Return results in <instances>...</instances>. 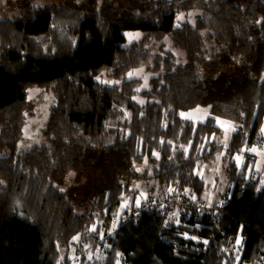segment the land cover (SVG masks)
<instances>
[{
    "label": "trees",
    "instance_id": "1",
    "mask_svg": "<svg viewBox=\"0 0 264 264\" xmlns=\"http://www.w3.org/2000/svg\"><path fill=\"white\" fill-rule=\"evenodd\" d=\"M190 12L194 21L177 24ZM167 38L185 61L164 48ZM34 87L55 94L51 144L19 152ZM198 107L237 124L228 145L214 117H182ZM263 124L264 0H66L0 19V264H72L70 242L135 197L141 177L154 181L146 196L177 181L179 193L206 201L198 167L222 148L231 199L188 229L197 241L161 234V218L144 210L118 229L103 264L118 253L121 264H259L264 189L235 157L254 155L242 132ZM71 172L81 181L77 202L54 183ZM237 235L241 251L229 256Z\"/></svg>",
    "mask_w": 264,
    "mask_h": 264
},
{
    "label": "rangeland",
    "instance_id": "2",
    "mask_svg": "<svg viewBox=\"0 0 264 264\" xmlns=\"http://www.w3.org/2000/svg\"><path fill=\"white\" fill-rule=\"evenodd\" d=\"M66 0H0V19H15L20 17L22 11L26 8H37L43 6H51L62 4ZM197 12H190L187 15L183 14L180 15L178 18V22L180 25L185 21H194L195 15ZM139 37V36H138ZM132 41L130 35H128V43ZM160 43L157 44L159 48ZM166 50H170L174 52L176 55L181 57V61H185V54L182 50L175 47L174 44L170 39H166L163 44ZM147 75L141 76L144 80V84L146 85L149 81ZM27 100H28V109L26 111L27 122L24 127V137L20 140L17 144V151L21 152L24 150H29L36 145H50L51 142L49 141L48 137L45 134V130L47 127V123L50 116V108L54 104L55 101V94L52 89H45V88H29L27 92ZM182 117L187 120H192L196 122H204L207 120L209 115V107H198L196 109L189 110L184 112ZM130 120V113L124 109V115L120 117V121L127 122ZM216 120V123H219ZM163 126H165V122L163 121ZM221 126V125H220ZM264 129V124H263ZM1 130V125H0ZM230 139L229 136H223V145H228ZM161 139L159 144L161 145L163 142ZM207 143L206 140L203 142V146ZM202 145V144H201ZM188 149V148H187ZM255 149L254 152L257 157L258 161L254 165H248L247 167V175L249 176L254 169L259 174L262 173V181H264V152L257 149V148H250L249 150L252 151ZM10 151V150H8ZM187 152V150H186ZM253 152V151H252ZM159 152L155 151L154 154L157 155ZM225 149L222 148L221 150L216 152L215 157L211 161L203 160L199 167L198 171L200 175H202L206 182V187L204 191V198L205 202L209 205H213L222 201L229 193V174H228V166L226 164ZM255 156V157H256ZM256 157V159H257ZM240 158V157H239ZM237 157H235V160ZM243 159V158H240ZM237 159V164L242 167L241 160ZM147 161L143 163L146 165ZM145 167V166H143ZM144 169V168H143ZM144 170L142 171V173ZM261 180V179H260ZM55 185L60 187L63 191L67 192L75 202L80 200V185L81 181L77 179L76 173L71 172L66 178L57 179L55 180ZM154 184L152 178H139L135 182V186L138 190V193L135 197L132 195H127L124 197L123 201L116 207L111 209L109 212L108 210L105 213L111 214H119L128 209H130L137 201L142 199L146 196L149 191V188ZM100 220H96L99 222ZM95 222V223H96ZM89 231V229H88ZM80 237V236H79ZM78 238V237H77ZM111 246V245H110ZM108 246L105 249L97 250L95 248L92 249L90 254L84 258L79 264H103V260L108 256V250L110 249ZM121 253H118L117 256V263L121 264ZM261 262V257L259 259V264Z\"/></svg>",
    "mask_w": 264,
    "mask_h": 264
},
{
    "label": "built area",
    "instance_id": "3",
    "mask_svg": "<svg viewBox=\"0 0 264 264\" xmlns=\"http://www.w3.org/2000/svg\"><path fill=\"white\" fill-rule=\"evenodd\" d=\"M217 121L223 129L230 133L239 131L238 126L235 122H231V120L226 121L217 118ZM242 135L246 137L252 147L264 152V133L262 131H254L251 127L248 130H243ZM213 139L214 136L209 140L212 141ZM190 148L191 147L188 146L187 154ZM245 159L250 165L257 163V159L254 155H250ZM255 179L258 181L259 178L255 177ZM242 193L243 190L241 189L239 195ZM230 199L231 196L218 206L209 205L205 201L191 195L179 193L177 191V181H175L161 195H148L122 213H105L101 221L89 227L87 236L78 237L70 242V261L72 264H79L90 254L93 248L102 250L110 246L117 235L118 229L122 225L137 223L144 210L154 211L161 218V234L178 236L183 238L186 242L192 239L197 241L198 237L191 234L188 229L192 227H201L202 224L199 220L204 213H207L214 219L217 218L219 213L223 210L225 203ZM243 240L244 237L242 235H237L230 239L226 247L229 256L237 255L241 251ZM201 251L202 249L199 250V252ZM223 264H227V260H225ZM260 264H264V258H262Z\"/></svg>",
    "mask_w": 264,
    "mask_h": 264
},
{
    "label": "crops",
    "instance_id": "4",
    "mask_svg": "<svg viewBox=\"0 0 264 264\" xmlns=\"http://www.w3.org/2000/svg\"><path fill=\"white\" fill-rule=\"evenodd\" d=\"M208 117H214L215 119H217V118H220V117H217V116H214V115H211V114H209L208 115ZM222 119V118H221ZM223 120H226V119H223ZM226 121H229V120H226ZM232 122V121H231ZM216 124H219L220 125V123H216ZM236 124V123H235ZM237 125V124H236ZM221 129L223 130L222 131V135L221 136H219V137H216L217 138V140L221 143V142H223V136L224 135H226V136H229V137H231V135H232V133H230L229 131H227V130H225V129H223L222 127H221ZM262 129H263V127H262ZM262 131V130H261ZM264 133V132H263ZM227 140H229V139H227ZM251 153H253V154H255L254 152H251ZM257 155V154H256ZM255 155V156H256ZM257 157V156H256ZM242 162H241V164H243V162H245V157H244V159H240ZM257 161H258V157H257ZM245 165V164H244ZM257 173V174H256ZM254 174H256L255 175V177H258L259 179H258V186H259V191L260 190H262V189H264V181H262V173H258V172H256L254 169L252 170V173L250 174V176L251 175H254ZM261 179V180H260ZM233 185L234 184H232V186H231V188H230V192H229V196H231V191L233 190ZM228 196V195H227ZM227 196L225 197V198H223V200L222 201H219L218 203L219 204H221V203H223L224 201H226V198H227ZM228 196V197H229Z\"/></svg>",
    "mask_w": 264,
    "mask_h": 264
},
{
    "label": "snow or ice",
    "instance_id": "5",
    "mask_svg": "<svg viewBox=\"0 0 264 264\" xmlns=\"http://www.w3.org/2000/svg\"><path fill=\"white\" fill-rule=\"evenodd\" d=\"M181 115L183 116L185 114L181 113ZM262 132H264V129H262ZM252 151L255 152L256 150L255 149H252ZM237 159L239 160L240 158L238 157ZM74 239H76V238H74ZM238 243H239V241H238Z\"/></svg>",
    "mask_w": 264,
    "mask_h": 264
}]
</instances>
